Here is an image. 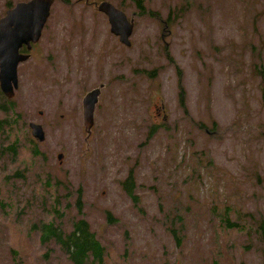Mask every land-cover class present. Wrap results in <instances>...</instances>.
Listing matches in <instances>:
<instances>
[{
  "label": "rangeland",
  "instance_id": "1",
  "mask_svg": "<svg viewBox=\"0 0 264 264\" xmlns=\"http://www.w3.org/2000/svg\"><path fill=\"white\" fill-rule=\"evenodd\" d=\"M18 1L0 0V18ZM102 1L55 0L18 66L19 148L0 154V264H73L42 232L68 233L80 217L102 264H264V0H106L133 19L129 47L109 32ZM130 170L136 201L121 185ZM224 207L239 225L218 222ZM174 214L180 246L165 223Z\"/></svg>",
  "mask_w": 264,
  "mask_h": 264
},
{
  "label": "water",
  "instance_id": "2",
  "mask_svg": "<svg viewBox=\"0 0 264 264\" xmlns=\"http://www.w3.org/2000/svg\"><path fill=\"white\" fill-rule=\"evenodd\" d=\"M54 0L20 1L7 10L0 19V91L7 97L14 95L17 88V66L28 59V54L19 53L23 44L31 48L30 42H37L42 28L50 14ZM97 10L104 13L110 24V32L126 46L131 44L129 37L133 31V19H128L124 11L109 1H102ZM100 89L89 91L83 98V119L86 127L93 123V111L98 101ZM32 135L39 141L44 140L41 125L30 123ZM61 158V154L58 155Z\"/></svg>",
  "mask_w": 264,
  "mask_h": 264
},
{
  "label": "trees",
  "instance_id": "3",
  "mask_svg": "<svg viewBox=\"0 0 264 264\" xmlns=\"http://www.w3.org/2000/svg\"><path fill=\"white\" fill-rule=\"evenodd\" d=\"M139 8H141L142 3L137 0L136 1ZM148 14L153 15L154 13L148 11ZM158 19V17H156ZM166 59L169 63H172V56L168 53L166 54ZM259 66L257 72L263 78L264 70H263V62L262 58L258 57ZM148 74V73H147ZM178 103L181 109L184 110L186 114V107H185V96H184V89L182 86L181 74L179 71L178 81ZM1 98L4 99V102L0 103V112L6 117L0 118V154L1 155H10L11 157H15L17 155V148H19V130H17V123L20 121L19 115L17 114L16 119H11L10 114L14 110L13 102L6 101L5 97L0 94ZM215 122H213V125ZM200 128H205L203 123L199 124ZM156 126L152 125L147 132L146 138H150V133L154 130ZM34 155H39L37 149H33ZM211 164V162H208ZM8 178V177H7ZM5 178V179H7ZM133 171L130 170L127 176L122 180L121 185L127 195L133 199V201L137 200V197L134 193L135 183L133 181ZM77 197V204H78V213L82 214L81 209V200H80V189L78 191ZM215 209V208H214ZM106 218L108 222H112V216L109 211H105ZM175 217H166L165 216V223L166 228L171 230V233L176 241V245L180 246V241L182 240L181 233L177 230L170 229V224L174 223L177 224L179 221H182L181 214H174ZM230 215L228 211V207H224L223 212H219L218 222L221 223L225 227V223L228 227H235L238 222L233 221L234 223L230 222ZM221 221V222H220ZM72 229L70 232L65 233L61 230L58 226H52L51 224L44 225L43 232H42V239L47 237H53L55 241L58 243L60 248L66 253L68 258L72 261L73 264H86L87 261L92 263L102 264L104 262L105 257V248L101 244V242L97 239L94 232L90 230L88 222L80 217L77 220L73 221ZM258 234L260 235V239L263 244V251H264V220L261 219L258 225Z\"/></svg>",
  "mask_w": 264,
  "mask_h": 264
}]
</instances>
